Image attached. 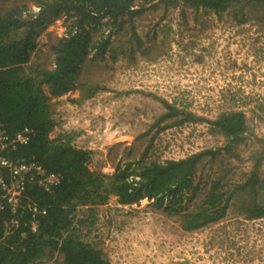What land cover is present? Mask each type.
<instances>
[{
  "label": "rangeland",
  "instance_id": "obj_1",
  "mask_svg": "<svg viewBox=\"0 0 264 264\" xmlns=\"http://www.w3.org/2000/svg\"><path fill=\"white\" fill-rule=\"evenodd\" d=\"M25 5L33 13L39 11L37 0H0L3 11ZM150 6L133 21L141 44L127 24L113 36L115 54L105 62L92 60L94 53L87 57L79 81L89 77L106 91L78 106L70 101L80 97L78 90L52 100L57 128L51 138L63 132H71L74 139L84 136L74 146L88 143L93 154L90 170L110 176L120 163L181 160L226 147L212 125L223 114L243 112L249 132L230 152L200 163L196 183L201 192L182 215L157 210L148 201L123 207L110 196L105 205L77 212L82 239L101 250L111 264H264V217L248 219L255 204L264 211V161L258 170V194L238 189L264 151V6L237 4L220 15ZM67 24L64 17L53 18L40 33L27 73L54 68L51 47L65 36ZM44 89L48 94V87ZM161 100L200 121L159 132L153 125L167 113ZM65 123L71 125L68 131ZM218 180L234 194L225 218L185 231L183 214L198 211ZM63 261L55 254L42 264Z\"/></svg>",
  "mask_w": 264,
  "mask_h": 264
},
{
  "label": "trees",
  "instance_id": "obj_2",
  "mask_svg": "<svg viewBox=\"0 0 264 264\" xmlns=\"http://www.w3.org/2000/svg\"><path fill=\"white\" fill-rule=\"evenodd\" d=\"M243 3L264 6V0H145L142 4L137 0H37V13L26 5L0 9V128L11 137L25 129L33 132L27 145L18 146L7 156L13 161L37 163L47 172L62 177L61 185L51 193L35 187L28 193L47 210L37 234L30 232V217L26 213L20 229L6 236L4 222L11 217L9 213L0 216V234L6 236L0 246V264H42L55 254L63 257L64 264H111L101 250L82 239L80 227L75 223L79 209L105 205L114 196L123 207L148 201L157 210L182 215L187 204L196 201L201 192L200 184L196 183L200 163L206 158L214 160L223 151L230 152L245 140L249 126L243 112L223 114L212 122L225 139L224 148L206 150L181 160L146 163L143 158L120 163L108 176L90 170L92 152L75 147L72 135L51 138L56 128L52 100L78 90L80 97L70 101L81 105L107 90L89 77L79 81L86 59L94 53L92 60L105 62L109 54H115L111 48L113 36L127 24L141 44L133 21L148 10L147 4L153 10L163 6L167 11L188 8L220 15ZM58 17H64L68 24L65 36L51 47L54 68L32 69L27 73L26 67L38 46L36 38ZM96 34L100 36L95 38ZM93 68L91 64L87 67L90 76ZM161 103L167 113L153 125L159 132L200 121L175 104L166 100ZM175 119L180 120L161 126ZM263 161L264 151L251 177L239 190L258 194V170ZM225 189L222 180L211 184L198 211L183 214L185 231L194 232L225 218L234 197ZM249 211L250 220L264 217V211L256 204ZM83 223L86 222L80 224Z\"/></svg>",
  "mask_w": 264,
  "mask_h": 264
},
{
  "label": "built area",
  "instance_id": "obj_3",
  "mask_svg": "<svg viewBox=\"0 0 264 264\" xmlns=\"http://www.w3.org/2000/svg\"><path fill=\"white\" fill-rule=\"evenodd\" d=\"M32 130L25 129L11 137L6 130L0 128V216L10 214V219L4 222L5 235L15 234L21 226V219L29 214L28 227L31 233L37 234L42 220L47 216L43 209L32 200L28 193L35 187L44 193H51L62 183V177L47 172L37 163L13 161L7 154L18 146L30 142ZM0 234V246L5 237Z\"/></svg>",
  "mask_w": 264,
  "mask_h": 264
},
{
  "label": "crops",
  "instance_id": "obj_4",
  "mask_svg": "<svg viewBox=\"0 0 264 264\" xmlns=\"http://www.w3.org/2000/svg\"><path fill=\"white\" fill-rule=\"evenodd\" d=\"M74 105H76V104H74ZM78 106V105H77ZM79 110L78 108H74V110ZM72 113V112H71ZM70 113V114H71ZM75 114V113H74ZM54 118V117H53ZM95 118H97V116H95ZM66 119V118H65ZM78 125V124H77ZM70 124L68 125L67 123H65V125L63 126V129L65 130V131H68V129L70 128ZM57 128V127H56ZM55 128V129H56ZM64 133V135H72L73 136V134H71V132H63ZM88 134L89 135H92V133L91 132H88ZM74 137V136H73ZM90 137V136H89ZM89 137L88 138H86V140L85 141H89L88 139H89ZM82 139H85V137L84 136H81V137H79V138H77V139H74V143L75 144H77V142L79 143V140H81L82 141ZM76 140V141H75ZM87 144V145H86ZM83 145L84 146H77V148L78 149H80V150H92L90 147H88L89 145H88V143H83ZM90 145H92V143H90ZM110 167V166H109ZM105 169H103L104 170V172L105 171H107L108 169L106 168V167H104Z\"/></svg>",
  "mask_w": 264,
  "mask_h": 264
}]
</instances>
